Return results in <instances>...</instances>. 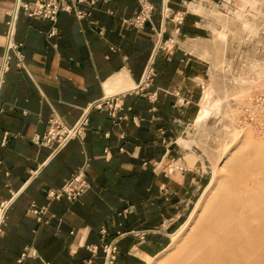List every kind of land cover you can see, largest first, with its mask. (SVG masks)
Returning <instances> with one entry per match:
<instances>
[{
	"label": "crops",
	"instance_id": "0c3cea01",
	"mask_svg": "<svg viewBox=\"0 0 264 264\" xmlns=\"http://www.w3.org/2000/svg\"><path fill=\"white\" fill-rule=\"evenodd\" d=\"M21 1L31 0H0V264H102L104 240L116 243L113 264H146L191 208L208 161L191 128L211 54L193 44L208 35L216 0H170L162 21L161 0H149L140 27L127 22L139 0H64L81 15L60 9L55 20L24 13ZM103 95L124 117L103 103L82 138L55 152L32 140L50 116L70 124ZM78 168L88 186L77 198L46 194Z\"/></svg>",
	"mask_w": 264,
	"mask_h": 264
},
{
	"label": "rangeland",
	"instance_id": "374dc122",
	"mask_svg": "<svg viewBox=\"0 0 264 264\" xmlns=\"http://www.w3.org/2000/svg\"><path fill=\"white\" fill-rule=\"evenodd\" d=\"M209 8L214 11L209 14L204 11L209 21L208 35L194 41H200L212 55L206 58L209 73L201 92L202 95L204 92L203 100L208 94L215 113L206 123L200 126L196 123L191 129L192 137L205 140L204 143L207 142L212 151L209 154L196 140L195 144L205 153L209 162L206 160L202 165L204 169L200 186L193 196V204L169 234L165 247L150 257L146 264H167L168 259L180 255L183 246L193 238L200 243L205 241L202 237L198 238L196 233L206 212L220 200L224 190L228 194L232 188V174H237L229 169L230 162L236 164L243 156V162L246 165L250 163L248 165L253 170L247 167L249 179L244 178L243 183L235 179L239 181V187L248 188L249 184H255L258 190L264 192L263 167H255V161L248 156L254 150H264V0H219ZM196 43L193 44L194 49L201 55L202 47L199 42L197 46ZM219 95H223L222 99L216 103L214 99L217 100ZM203 129L207 133L202 134ZM212 130L214 133L208 132Z\"/></svg>",
	"mask_w": 264,
	"mask_h": 264
},
{
	"label": "bare ground",
	"instance_id": "6f19581e",
	"mask_svg": "<svg viewBox=\"0 0 264 264\" xmlns=\"http://www.w3.org/2000/svg\"><path fill=\"white\" fill-rule=\"evenodd\" d=\"M227 30L229 31V29ZM218 90L217 92H219ZM207 95L201 103L199 116L196 119V123L199 126L206 123L208 118L215 113L214 104L208 100ZM222 96L219 95L217 100L215 98L214 101L217 103L222 99ZM196 129L198 130V128ZM204 141L201 138L197 139L200 146H204L210 154L212 147L207 145V142L204 143ZM248 156L255 161V167H263L261 168L263 171L261 173L264 175V150H254ZM242 158L236 164L229 163V169L234 170L237 174H232L234 180H230V187L233 188L230 189L229 187L231 193L226 194L223 189V195L221 194L220 200L213 204V207L206 212L204 218L201 217L203 220L201 225L199 224L200 227L196 236L199 235L198 238L202 237L205 241L200 243L193 238L192 241L183 246L180 250V255L168 259L167 264H264V192L263 190H258L254 186L255 184H249L248 188L239 187L240 180L243 183L244 178L249 179L247 175L250 172L248 173L247 171L250 168V171L253 170V167L248 165L250 163L247 166ZM252 182H254V179Z\"/></svg>",
	"mask_w": 264,
	"mask_h": 264
},
{
	"label": "built area",
	"instance_id": "2783aa9c",
	"mask_svg": "<svg viewBox=\"0 0 264 264\" xmlns=\"http://www.w3.org/2000/svg\"><path fill=\"white\" fill-rule=\"evenodd\" d=\"M79 1V0H75ZM219 0H216V2ZM169 2L170 0H161L159 11L161 21L164 18H168L169 14ZM215 2V3H216ZM139 5L137 11L128 17L127 22L132 24L135 27H140L150 19V14L152 10V4L149 0H139ZM21 10L28 15H38L45 17L49 20H55L58 10H73L78 16L81 15V12L74 9L72 2H65L64 0H31V1H21L19 3ZM13 12H11L10 19L7 21L6 29V39L7 46L14 47L11 39L12 34V17ZM171 19L178 21L180 17L173 14ZM160 33V27H158L156 34ZM166 41V39L164 40ZM163 41V42H164ZM170 41V39H169ZM172 42V41H171ZM170 45V44H169ZM157 46H160V43H157ZM169 47V46H167ZM151 61L147 63L143 71L140 81L136 84L137 89H141L143 85L147 83V79L152 70ZM105 104L108 107V113L111 117H124V115L116 114L115 110L119 108V102L117 97L114 95H103L93 101L87 103L82 110L79 112L76 119L70 123L66 124L58 115H52L47 119V128L39 135H33L32 140L41 145H45L50 148L51 152L63 147L70 139L73 138H82L85 128L89 121V111L92 108H99L102 104ZM88 186V182L85 178L84 171L82 168L76 169L72 172L62 183V185L57 189H48L46 194L52 197H58L64 195L67 198L75 199L77 198ZM7 200L0 201V226L3 219V211L7 205ZM30 210L36 212V208L31 205ZM104 258L102 264H113L116 249V243L114 240L102 241L100 243ZM94 244L86 245L87 249L90 251H95Z\"/></svg>",
	"mask_w": 264,
	"mask_h": 264
}]
</instances>
